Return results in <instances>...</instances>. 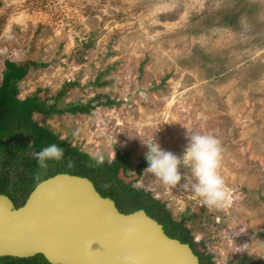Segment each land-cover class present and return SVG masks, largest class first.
<instances>
[{
    "label": "rangeland",
    "instance_id": "obj_1",
    "mask_svg": "<svg viewBox=\"0 0 264 264\" xmlns=\"http://www.w3.org/2000/svg\"><path fill=\"white\" fill-rule=\"evenodd\" d=\"M6 60L48 64L19 82L20 98L54 102L71 81L59 108L99 94L118 101L33 119L99 161L130 150L119 177L185 218L214 264H264V0H0V84ZM185 127L221 142L224 208L181 187L183 165L173 187L135 172L153 137L181 156Z\"/></svg>",
    "mask_w": 264,
    "mask_h": 264
},
{
    "label": "water",
    "instance_id": "obj_2",
    "mask_svg": "<svg viewBox=\"0 0 264 264\" xmlns=\"http://www.w3.org/2000/svg\"><path fill=\"white\" fill-rule=\"evenodd\" d=\"M42 254L51 264H201L190 245L144 210L122 212L82 175L40 182L25 203L0 193V258Z\"/></svg>",
    "mask_w": 264,
    "mask_h": 264
},
{
    "label": "trees",
    "instance_id": "obj_3",
    "mask_svg": "<svg viewBox=\"0 0 264 264\" xmlns=\"http://www.w3.org/2000/svg\"><path fill=\"white\" fill-rule=\"evenodd\" d=\"M2 82L0 84V193L8 195L14 202L23 204L32 190L43 180L59 173H70L90 178L97 190L113 200L122 212L144 210L147 215L163 223L168 234L184 242L194 243L184 218L180 222L172 218L166 203L154 197L152 191L134 187V183L119 177V172L129 173L131 167L130 150L117 151L113 160L106 158L99 161L96 157L73 145L67 138H60L59 133L47 125H40L33 119L35 113L43 116L54 114H91L97 106H113L118 101L106 95H96L86 103L72 102L64 108L58 102L77 82H66L53 97L54 102L42 99L38 93L25 98L19 97V82L33 69L47 63L27 60L19 63L5 61ZM98 84V83H97ZM55 143L64 151L60 161H49L46 169L37 166L29 149L39 151L42 147ZM147 167L145 158L135 166L137 176ZM264 198V196H263ZM19 205V206H20ZM193 218H197L196 214ZM193 219L192 216L189 217ZM264 236V231L260 232ZM204 264H214L212 255L206 250L200 252ZM0 264H51L42 254L30 258L3 257ZM250 264V263H247Z\"/></svg>",
    "mask_w": 264,
    "mask_h": 264
},
{
    "label": "clouds",
    "instance_id": "obj_4",
    "mask_svg": "<svg viewBox=\"0 0 264 264\" xmlns=\"http://www.w3.org/2000/svg\"><path fill=\"white\" fill-rule=\"evenodd\" d=\"M187 143L181 156L166 151L152 141L143 144L147 151L144 158L147 167L143 173L157 178L162 184L176 186L182 179L179 171L181 165L187 167L190 175H185V183L181 187L189 189L203 204L210 208L221 209L230 201V192L221 174L223 147L220 140L211 133H197L185 127ZM64 151L57 144L52 143L33 153L37 166L46 169L49 161H60ZM134 187H142L136 184ZM122 264H135V257L128 254L122 257Z\"/></svg>",
    "mask_w": 264,
    "mask_h": 264
},
{
    "label": "flooded vegetation",
    "instance_id": "obj_5",
    "mask_svg": "<svg viewBox=\"0 0 264 264\" xmlns=\"http://www.w3.org/2000/svg\"><path fill=\"white\" fill-rule=\"evenodd\" d=\"M33 191V190H32ZM31 194V193H30ZM5 195V194H4ZM13 203H14V205H15V207H19V205H20V203L22 202V200H19L18 202H14L8 195H6ZM29 197V196H28ZM25 203V202H24ZM23 203V204H24ZM23 204H21V205H23ZM20 205V206H21ZM166 227V226H165ZM168 231V228L166 227V232ZM168 233V232H167ZM168 235H170V234H168ZM171 236V235H170ZM173 237V236H172ZM175 238H178V237H175ZM178 239H180V238H178ZM194 241V240H193ZM186 243H188L189 245H190V247H191V249L193 250V252L195 253V255L198 257V260H199V262L201 263V264H204L203 263V261H202V258L200 257V252L198 251V248H197V245H198V243L197 242H195L194 241V243H190V242H186ZM36 255H38V254H36ZM36 255H34V256H36ZM34 256H31V257H34ZM6 257H16V256H6ZM3 258V257H2ZM17 258H21V257H17ZM24 258H30V257H24ZM45 258V257H44ZM46 259V258H45ZM47 260V259H46Z\"/></svg>",
    "mask_w": 264,
    "mask_h": 264
}]
</instances>
